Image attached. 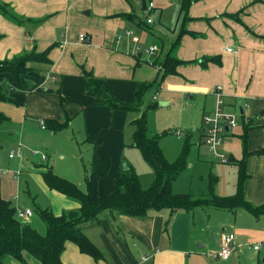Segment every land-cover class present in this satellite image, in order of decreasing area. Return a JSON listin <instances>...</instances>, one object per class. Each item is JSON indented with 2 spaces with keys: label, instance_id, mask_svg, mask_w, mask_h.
I'll use <instances>...</instances> for the list:
<instances>
[{
  "label": "crops",
  "instance_id": "obj_1",
  "mask_svg": "<svg viewBox=\"0 0 264 264\" xmlns=\"http://www.w3.org/2000/svg\"><path fill=\"white\" fill-rule=\"evenodd\" d=\"M150 3L153 8L148 10ZM145 4L146 9L142 10L140 0H0V5L21 22L16 24L0 12V60L32 50L41 53L52 46L49 64H30L39 71L40 79L25 76L18 87L10 77L0 74V83L7 80L10 88L7 95L15 101L13 106L23 113L24 118L18 124L24 132L22 137L27 135L31 122L46 130L40 120L61 121L59 97H62L71 117L69 130L74 132L73 128L78 127L80 140L97 131L96 156L109 160L108 174L114 173L109 184L107 177L98 183L99 196H106L119 177L121 166H128L122 163L124 151L130 145L126 128L133 126L139 114L95 106V99L85 94L82 73L86 71L101 79L118 102L131 105L135 102L137 83H151L160 78L158 63L169 44L185 30L194 36L188 33L181 36L176 50L178 60L191 62L205 57L216 60L207 62L205 67L183 64L176 75L160 81L150 103L157 104L154 113L160 110L166 122L172 124L163 129V135H156L180 131V138L185 136L189 141L197 131L202 139V116L212 110L211 93L220 87L226 109L237 114V126L229 132L233 131L231 138L240 140L239 150L234 153L235 158L230 154L229 159L238 163L244 150L250 154L246 160L243 198L253 207L264 205V155L254 154L264 149V0L193 1L186 12V21L181 16L182 0H145ZM143 12L148 16L145 20ZM130 13H134L132 19L120 16ZM150 17L152 22L147 24ZM80 35L85 41L79 39ZM152 46L158 48L154 55L144 52ZM48 77H54L55 81ZM146 93L141 98L143 108L147 105L143 101ZM149 118L148 115V122ZM8 119L0 128L11 123V117ZM248 123L252 128L243 139ZM49 134L47 138H54L58 132ZM65 138L71 149L73 138ZM44 139L42 135L39 142ZM89 144L87 151L93 146ZM232 172L235 182L233 178L228 190L219 188L218 197L236 193L238 170ZM50 192L54 201L66 205H61L64 209L79 210L78 201H67L60 193ZM22 204L34 212L36 204L31 198ZM199 209L207 219L205 228L202 217L199 223L194 221ZM213 219L219 221L214 228ZM29 224L33 226L31 221ZM117 225L122 236L115 233L106 216L97 226L83 231L103 254L102 260L95 261L81 253L74 243L66 242L60 255L62 264H215L212 255L219 249L223 231L235 234L237 247L228 261L219 264H264V247L257 253L245 247L249 243H264V213L253 215L242 207L224 210L202 206L173 215L167 211L145 217L121 215ZM23 259L24 262H18L11 258L5 263L40 264L27 252L23 253Z\"/></svg>",
  "mask_w": 264,
  "mask_h": 264
},
{
  "label": "trees",
  "instance_id": "obj_2",
  "mask_svg": "<svg viewBox=\"0 0 264 264\" xmlns=\"http://www.w3.org/2000/svg\"><path fill=\"white\" fill-rule=\"evenodd\" d=\"M197 0H182L181 16L187 20V10L191 2ZM0 12L11 19L16 24L21 22L0 5ZM127 19H132L134 13L120 15ZM181 30L176 38L169 44V49L163 54L160 66V78L151 83H137L135 90V102L125 104L118 102L108 89L103 85L101 79L93 77L91 73L83 71L82 75L85 83V94L95 99V106L106 107L112 111H122L126 113H138L141 107L142 95L154 88L157 91L160 81L166 76L176 75L177 68L183 64H198L205 67L207 62H214L216 58L205 57L197 61L183 62L176 58V50L180 44L182 35L187 34ZM189 35H193L188 33ZM52 46L41 52L30 51L14 57L12 59L0 60V74L10 77L15 86H22V78H41L39 71L30 67L33 63L49 64L48 58ZM10 88L7 80L0 83V102L15 104V101L7 95ZM58 96L59 93L57 94ZM59 106L62 112V120H45L44 126L53 133L61 132L65 129L71 117L65 109V101L59 97ZM157 104H151L147 110L156 108ZM148 115L146 110L133 122L132 143L140 150L143 158L154 171V181L152 185L143 189L139 179L131 166L123 167L119 177L114 181L112 191L106 196H99L98 183L106 177L110 169V162L107 159H100L94 156L88 172L85 174V192L71 181L57 176L51 167L42 169L41 176L47 187L60 193L61 195L76 200L80 203V208L76 212H69L62 215H54L50 209H41L35 206L34 212L39 216L45 225V233L40 234L26 221L17 218L16 210L0 196V264L5 263V258L9 257L18 262H24L23 253L27 252L40 264H62L60 255L66 242L74 243L81 253L91 256L95 261L103 259L101 252L84 235L83 231L89 227L97 226L103 216H106L114 226V231L118 236L123 233L117 225V218L121 215L132 217H145L150 213L167 211L173 215L177 211H191L196 207H211L214 209L234 210L244 208L253 215L264 213V205L253 207L247 204L243 198L244 183L247 179L246 160L250 155L245 150L243 158L237 163L238 176L236 193L233 196L221 198L215 194L214 180L210 181L207 198H195L187 194H174L172 192V180L180 172L184 161L179 159L176 163H168L160 148L159 139L147 136ZM8 117L0 112V126L8 121ZM252 128L251 123L245 127L243 139H246L247 132ZM163 135V134H162ZM97 131L87 137L93 143L94 150L98 143ZM188 142V141H186ZM189 143V142H188ZM264 155V149L254 153Z\"/></svg>",
  "mask_w": 264,
  "mask_h": 264
},
{
  "label": "rangeland",
  "instance_id": "obj_3",
  "mask_svg": "<svg viewBox=\"0 0 264 264\" xmlns=\"http://www.w3.org/2000/svg\"><path fill=\"white\" fill-rule=\"evenodd\" d=\"M141 14L144 20L148 17L146 12ZM155 92L156 90L154 88L147 91L143 98L144 104L147 105H145L144 108L141 106L137 114L140 116L141 112L146 110L147 115L150 117L147 136L150 138L158 137V145L163 151L165 160L168 163H176L179 159L184 161L182 169L172 180V192L174 194L191 195L195 198H207L211 180H214L216 195L220 192L218 191L219 188L228 190L231 184H233L234 176L232 171H236V169L238 170V166H236L237 162L229 159V155L231 154L235 158L236 154L234 153L239 150L240 140H237L238 138H231V133L233 131L226 132L222 135V145H220L218 152L226 155L229 160L227 164H223L220 163L219 159L209 151V148L204 143L203 139L199 138L197 131L191 136V139L188 141L189 143L186 142V138H184L185 136L183 138H177L175 131L173 130H170V133H166L164 136H159L160 134L162 135L163 129L165 130L171 127L170 125L172 122H166L167 120L162 114L163 112L160 110L157 111V114L153 112L155 108L147 110V107L151 105L150 102L154 101L153 99L151 100V97ZM0 112L5 116L7 115V117H11V123H13L0 128L1 198L8 202L15 210L22 209L24 206L22 203L29 201V198H31L36 206L41 209L45 207L50 208L51 212L56 216L67 214L69 212H76L64 209L65 207H61V205H66L61 204V202L58 204L54 201L55 199H52L50 196V189L43 181L40 170L42 168L51 167L57 176L73 182L78 185L81 191L85 192V174L88 172L94 156H96V149L94 150V146H92L90 151L86 150V147H88V145L90 146L89 143H91L87 140L89 135H86L84 139L80 140L81 130L76 127L73 128L74 132H72L67 126L65 128L66 130L63 129L61 132H58L56 137L47 138L48 135H51L49 134L50 131L46 128V130H41L38 123L34 125L35 122H31L30 128L26 131L27 135L22 137L24 132L22 127L18 125L22 121L21 118H24L21 110L10 103L0 102ZM126 114H130V112ZM14 118L16 119L15 121ZM26 127L27 126L25 125L24 128ZM198 127H200V124ZM126 129L127 142H129L130 145H128L124 151L122 163L126 162L128 163V166L132 167L139 179L141 187L147 189L154 181V171L148 162L145 161L140 150L131 145V130L134 129L133 126L128 125ZM77 131H79V133ZM178 132L181 133L180 131ZM42 135L45 137L43 143L39 142V138L42 137ZM65 137L73 138L71 149H69L65 143V141H67ZM232 143H234L235 146H233ZM91 144L93 145V143ZM52 148H55L56 151H52ZM35 150L44 154L47 161H41L40 156L33 157L34 155L32 152ZM12 152L13 157L10 158L9 155ZM121 168H123V166H121ZM113 174H107V178L104 177V179H107H105L106 184H109V179H111ZM112 187L113 185L111 186L109 194L112 191ZM64 198L67 201L74 202L71 198ZM50 200H52V203ZM48 201L50 203H48ZM48 204L50 207H48ZM200 211L202 210L199 209L195 211L194 221L199 223V219L202 217L201 224L203 228H205L207 219ZM30 221L31 224H33V228L41 235L45 233V225L35 212H33V215L26 220V223H30ZM211 222L212 228L219 224V221H216L215 219ZM205 235L207 234L205 233ZM197 246L196 243V247ZM10 259L11 258L7 257L5 258V261L7 262V260ZM213 262L219 264V261L215 262L214 260Z\"/></svg>",
  "mask_w": 264,
  "mask_h": 264
},
{
  "label": "built area",
  "instance_id": "obj_4",
  "mask_svg": "<svg viewBox=\"0 0 264 264\" xmlns=\"http://www.w3.org/2000/svg\"><path fill=\"white\" fill-rule=\"evenodd\" d=\"M153 5L150 3L148 5V10H151ZM152 22L151 17L146 20L147 24ZM126 34H129L128 32ZM79 39L85 41V38L80 35ZM158 50L156 46H152L144 50L148 55H154ZM228 52L231 50L228 49ZM48 80L51 82L55 81L54 77H48ZM212 96L214 98V105L212 110L207 111L203 114L201 119V135L204 143L208 146L209 151L219 159L220 163L226 164L228 159L225 155L218 152V149L222 142V135L230 130H233L237 126V114L232 111H228L225 107L224 102V93L220 87H215L212 91ZM40 124L44 127L43 120H40ZM227 129V130H226ZM177 138H180L182 135L178 131L175 132ZM34 156H40L41 161L46 159V156L37 150L33 151ZM13 157V152L9 155ZM33 215V211L25 206L22 209L16 210V216L22 221L28 220ZM237 245L235 242V234L230 231H223L220 234V246L218 251L212 255L215 261L225 262L228 261L234 253ZM248 250L259 252L263 247L264 243L256 242L249 243L245 246ZM146 261V258L143 259Z\"/></svg>",
  "mask_w": 264,
  "mask_h": 264
},
{
  "label": "water",
  "instance_id": "obj_5",
  "mask_svg": "<svg viewBox=\"0 0 264 264\" xmlns=\"http://www.w3.org/2000/svg\"><path fill=\"white\" fill-rule=\"evenodd\" d=\"M141 1V5H142V10H145L146 9V4H145V0H140ZM227 130V129H226ZM126 168V167H124ZM199 247V246H198ZM264 261V259H263Z\"/></svg>",
  "mask_w": 264,
  "mask_h": 264
}]
</instances>
